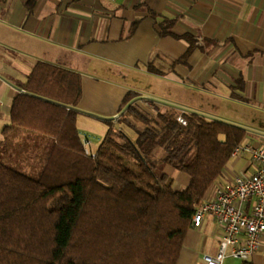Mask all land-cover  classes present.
I'll return each instance as SVG.
<instances>
[{"label":"crops","instance_id":"obj_1","mask_svg":"<svg viewBox=\"0 0 264 264\" xmlns=\"http://www.w3.org/2000/svg\"><path fill=\"white\" fill-rule=\"evenodd\" d=\"M27 1L0 0L4 163L39 173L55 140L11 120L15 95L26 91L20 83L37 61L81 74L82 97L73 106L81 142L83 136L99 138L82 130L90 129L87 116L112 121L109 116L125 115L120 102L133 92L130 103L223 120L245 129L241 143L264 145V0H34L30 9ZM191 40L193 50L183 60ZM112 122L128 126L122 118ZM230 163L237 165V157ZM225 168L204 197L235 173L249 174L253 165ZM175 177L188 184L189 176ZM222 232L210 215L189 227L177 264H207L203 255L217 251ZM250 260L264 264V232Z\"/></svg>","mask_w":264,"mask_h":264},{"label":"trees","instance_id":"obj_2","mask_svg":"<svg viewBox=\"0 0 264 264\" xmlns=\"http://www.w3.org/2000/svg\"><path fill=\"white\" fill-rule=\"evenodd\" d=\"M20 85L26 91L13 99L12 123L55 140L36 177L4 163L0 151V264H177L196 205L245 129L172 106L148 109L127 92L120 109L143 127L131 138L108 120L92 156L73 109L79 72L37 61ZM164 165L189 176L185 188L171 186Z\"/></svg>","mask_w":264,"mask_h":264},{"label":"built area","instance_id":"obj_3","mask_svg":"<svg viewBox=\"0 0 264 264\" xmlns=\"http://www.w3.org/2000/svg\"><path fill=\"white\" fill-rule=\"evenodd\" d=\"M177 118L188 125L182 115ZM90 142L88 136L82 137L84 153L94 156ZM243 153L249 156L252 171L249 174L235 173L231 180L216 183L192 214L193 227L200 226L203 218L210 215L223 228L217 251L203 255L207 264H222L227 256L247 260L261 246L264 232V145L239 143L231 156L236 158Z\"/></svg>","mask_w":264,"mask_h":264},{"label":"rangeland","instance_id":"obj_4","mask_svg":"<svg viewBox=\"0 0 264 264\" xmlns=\"http://www.w3.org/2000/svg\"><path fill=\"white\" fill-rule=\"evenodd\" d=\"M163 102H166V101H163ZM91 117H94V118H91ZM91 117L87 116L85 118V119H87L86 120V125H87V127H90V129H82V130H85L86 132H88V134H90L92 137H93V135H94V137L99 136L98 140L92 138V140L90 142L91 144L89 145V147L94 149L100 143V140L102 139V137H103V135H104V133L106 131V128H107L106 126H107V121L108 120H106V121L100 120V118H96V116H92V115H91ZM121 117H122V124H123V121H126L127 119L130 120V122L133 123V124L131 123L132 125L127 123L128 126L124 125L125 126L124 128H125V131L129 134V136L131 138L135 137L136 136V129L134 128V126L137 127V128H142L143 127L142 122L139 121L137 118L131 116L128 113H125V115L122 113V114L118 115L115 119H113L114 118L113 116H109L108 119H111L112 121H114V120L117 121V119L121 118ZM116 121H114V122H116ZM92 126H94V127H92ZM96 130H98V133H96ZM164 152L165 151H164L163 148H159L158 151H157V155H162V154H164ZM247 157H248V155H247ZM247 157L246 156L245 157L244 156H237L238 164L235 165V166H232V164L230 163L231 161L234 160V158L231 157V159L227 162L225 167L226 166L227 167L231 166V169L235 168L237 170H240V167L242 166L243 162L250 161V158L249 157L247 158ZM225 169H227V168H225ZM161 171H164V172H166L168 174V181L171 183V186L173 188H175V189H183V188L186 187L187 184L178 183L176 181V177L175 176H176V174L180 173V175H185L186 177H188L187 174L182 173L181 171H179V170H177L175 168H172L169 165H164L162 167ZM30 175L36 177L38 175V173L37 172H32ZM241 261H242V259H238V258H234V257H231V256H227L225 261H224V264H240Z\"/></svg>","mask_w":264,"mask_h":264}]
</instances>
